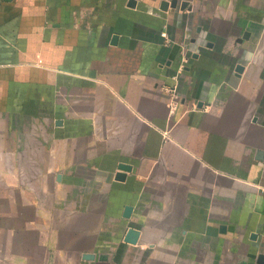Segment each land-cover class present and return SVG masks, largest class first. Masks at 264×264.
<instances>
[{
    "label": "crops",
    "instance_id": "0c3cea01",
    "mask_svg": "<svg viewBox=\"0 0 264 264\" xmlns=\"http://www.w3.org/2000/svg\"><path fill=\"white\" fill-rule=\"evenodd\" d=\"M182 1L0 0V264H264V0Z\"/></svg>",
    "mask_w": 264,
    "mask_h": 264
},
{
    "label": "water",
    "instance_id": "95a60500",
    "mask_svg": "<svg viewBox=\"0 0 264 264\" xmlns=\"http://www.w3.org/2000/svg\"><path fill=\"white\" fill-rule=\"evenodd\" d=\"M177 0H161V7L164 8L166 7L168 4H170L171 6H174L176 4ZM186 1H182L181 5H185ZM113 38H115V36H113ZM129 168V166L127 164L124 163H120L119 164V169H121L120 171H117L115 174V178L116 179H122L125 176V170H127ZM130 209L131 206L130 205H126L124 207V212L123 214L125 216H129L130 213ZM137 234H138V229L134 228V227H129L126 231V234L124 236V240L128 241V242H135L136 238H137Z\"/></svg>",
    "mask_w": 264,
    "mask_h": 264
},
{
    "label": "built area",
    "instance_id": "2783aa9c",
    "mask_svg": "<svg viewBox=\"0 0 264 264\" xmlns=\"http://www.w3.org/2000/svg\"><path fill=\"white\" fill-rule=\"evenodd\" d=\"M262 192H263V194H264V189H262Z\"/></svg>",
    "mask_w": 264,
    "mask_h": 264
}]
</instances>
